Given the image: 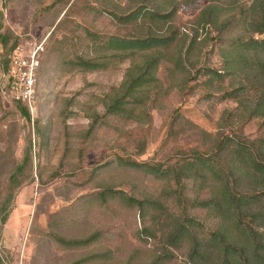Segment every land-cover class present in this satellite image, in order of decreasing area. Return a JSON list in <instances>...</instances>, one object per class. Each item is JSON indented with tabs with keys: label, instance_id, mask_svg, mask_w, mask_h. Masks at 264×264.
<instances>
[{
	"label": "rangeland",
	"instance_id": "rangeland-1",
	"mask_svg": "<svg viewBox=\"0 0 264 264\" xmlns=\"http://www.w3.org/2000/svg\"><path fill=\"white\" fill-rule=\"evenodd\" d=\"M73 1L61 13L59 0H0L2 33L9 30L25 39L20 43L42 48L37 99L32 110L26 107L28 121L17 103L3 99L0 43V202L13 191L0 231V264H192L194 252L207 259L200 245L215 237L231 232L247 241L249 231L240 233L245 226L263 233L248 217L244 226L220 213L216 203L222 201L213 193L222 183L215 177L222 156L213 167L198 163L211 170L203 171L205 180L194 181L195 153H206L222 133L245 140L264 135L262 118L226 120L237 99H223L220 90L242 85L245 78L225 75L227 45L218 42L210 25L195 23L207 0L180 2L174 21L182 40L189 44L197 37L191 59L204 67L191 71L189 86L195 89L188 91L180 76L169 77L173 89L162 92L157 106L138 119L106 115V98L130 66L129 60L119 62L123 50L107 42L148 34L151 28L120 24L107 11L124 13L128 0ZM253 1H222L221 18L237 14L240 19L229 26L243 43L264 39L249 24L253 12L237 9V2L249 7ZM163 72L160 65L157 76L166 88L170 84ZM257 97L254 91L240 95L251 105ZM29 144L34 177L27 179L29 171L22 170L20 184L9 190V175L23 164ZM186 174L194 180L184 179ZM210 262L203 258L195 264Z\"/></svg>",
	"mask_w": 264,
	"mask_h": 264
},
{
	"label": "trees",
	"instance_id": "trees-1",
	"mask_svg": "<svg viewBox=\"0 0 264 264\" xmlns=\"http://www.w3.org/2000/svg\"><path fill=\"white\" fill-rule=\"evenodd\" d=\"M71 1L59 0L63 4L61 13L65 11ZM128 1L124 13L107 11L115 19H118L120 24L130 26H137L138 24V26L141 25L142 27L147 25V27L151 28L149 29L151 33L136 34L126 38L116 37L113 40L108 39L107 45L109 47L123 50L120 53L119 62L126 63L129 60L130 66L125 68L124 80L118 88L107 96L108 103L105 102V107L106 115L138 119V116L147 117L148 114L146 113L157 106L162 92L168 93L173 89L172 81L169 80V77L180 76L188 91H191L195 89H191V86H189L192 69L197 68V74L204 66L198 65V59H191V53L196 47L194 45L197 37L188 44L186 40H182L176 33L174 21L178 13V6L180 2L185 0ZM222 1L207 0L208 5L198 15V22L195 23L198 25L201 23L210 25L217 31L216 39L218 42L227 45L229 52L224 58L225 75L229 79H233L236 76L245 78V83L242 82V85L231 83L229 89L220 90L224 91L223 99H237L236 108L233 111H226V120H234V117L235 120H240L241 118L264 119V39L258 41L250 38L243 43L244 38L239 36L240 33L234 34V28L229 26L235 21L238 22L240 18L237 19V14L230 19L221 18L220 13L224 10ZM75 2L76 0L73 1V3ZM131 2H133L132 5L128 6ZM237 9L240 13L253 12L249 17V24L254 26V33L264 34V0H254L249 7L242 6L237 2ZM0 16L2 17L1 13ZM201 16L202 18L200 19ZM247 17L243 18L244 21H247ZM254 20L256 24H254ZM60 22L61 20L58 23ZM3 28V25L0 24V43L4 49V55L1 59V70L7 73L10 62L9 56L12 50L25 39L9 30L2 33ZM236 50L238 51L234 53ZM111 58L114 66L116 63L114 60L115 56H111ZM160 65H163V76L166 79L168 78L167 80L170 84L166 88L162 86V82L157 76V70ZM177 72L181 75H178L179 73L177 74ZM216 76L217 73L215 72L211 75L212 78H216ZM253 91L258 93L259 97L252 105L250 102L240 99V95ZM16 105L20 115L29 121L30 115L27 108L21 103ZM201 133L202 136L207 137L204 132ZM210 149H214V151H210ZM30 154L29 144L23 164L14 168L9 175L8 179L11 184L9 190H14L20 184L22 170L29 171L26 176L27 179H33ZM194 156L195 159H198L196 166H194L195 164L192 165V167L194 166L193 176L195 180L189 174H186L184 179L188 181H196L198 178L205 180L206 178L202 175L203 171L211 170L209 166L213 167L212 161H217L216 158L222 156L224 164L220 170L218 169L217 172L219 174L215 176L222 183L217 186V190L213 193L216 200L222 201L221 205L219 202L216 203L221 206V210L219 209L220 213L242 224L244 218L248 217L257 226L254 227L264 228V135H258L252 140H245L241 136H235L232 133L229 136L222 133L221 139L215 141L206 153H195ZM205 162L209 165L208 169L197 166L198 163L202 166L206 165ZM220 173H222V176ZM182 186H186L185 182H183ZM214 188L216 189V186ZM245 188H248V191L244 190ZM12 197L13 191L9 193L8 198L0 202V231L8 219ZM212 199L215 200L214 198ZM210 203L213 202L210 201ZM182 226L178 228V233L181 235L186 232ZM223 228L225 231L226 226ZM246 230L249 231L248 236H244L247 241L236 239L232 237L231 232H228L224 237H215L211 242L200 245L202 253L207 252V259L198 252L193 254L200 260L204 258L210 261L212 259L211 264H264V231L263 233H257L254 228L245 226V229L240 233H245ZM76 243H71V246L78 245V242ZM213 245L216 247L213 254H210L208 251ZM197 259L191 258L190 261L195 264Z\"/></svg>",
	"mask_w": 264,
	"mask_h": 264
},
{
	"label": "built area",
	"instance_id": "built-area-1",
	"mask_svg": "<svg viewBox=\"0 0 264 264\" xmlns=\"http://www.w3.org/2000/svg\"><path fill=\"white\" fill-rule=\"evenodd\" d=\"M41 46L33 42L19 43L12 50L9 69L5 75L4 100L21 103L32 110L35 105L37 71Z\"/></svg>",
	"mask_w": 264,
	"mask_h": 264
}]
</instances>
